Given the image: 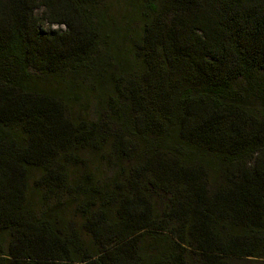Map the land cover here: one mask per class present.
<instances>
[{"label": "trees", "instance_id": "1", "mask_svg": "<svg viewBox=\"0 0 264 264\" xmlns=\"http://www.w3.org/2000/svg\"><path fill=\"white\" fill-rule=\"evenodd\" d=\"M123 2L0 0V264H264V0Z\"/></svg>", "mask_w": 264, "mask_h": 264}, {"label": "rangeland", "instance_id": "2", "mask_svg": "<svg viewBox=\"0 0 264 264\" xmlns=\"http://www.w3.org/2000/svg\"><path fill=\"white\" fill-rule=\"evenodd\" d=\"M105 1V3L107 4H111V12H113V13H117L118 14V16H121V11H122V5L124 4V2H123V0H104ZM41 13V9H39L38 11H37V14L39 15ZM53 28H57L56 26H49L47 23H44V22H41L40 23V29L43 31V32H47V31H49V30H51V29H53ZM100 165V163H98L97 164V166H99ZM105 164H103V165H101L100 166V169L102 170V169H105ZM113 167V166H112Z\"/></svg>", "mask_w": 264, "mask_h": 264}]
</instances>
